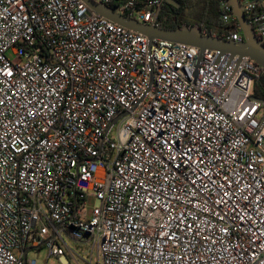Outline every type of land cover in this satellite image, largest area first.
Here are the masks:
<instances>
[{
    "label": "built area",
    "instance_id": "2783aa9c",
    "mask_svg": "<svg viewBox=\"0 0 264 264\" xmlns=\"http://www.w3.org/2000/svg\"><path fill=\"white\" fill-rule=\"evenodd\" d=\"M93 1L144 25L163 2ZM199 54L82 0H0V264H67V239L97 264H264V72Z\"/></svg>",
    "mask_w": 264,
    "mask_h": 264
},
{
    "label": "water",
    "instance_id": "95a60500",
    "mask_svg": "<svg viewBox=\"0 0 264 264\" xmlns=\"http://www.w3.org/2000/svg\"><path fill=\"white\" fill-rule=\"evenodd\" d=\"M82 1L97 15L105 17L106 19L139 34H143L150 41L153 39H163L200 49L198 62L202 60L205 50H217L221 54H228L231 58H234L235 56H238L239 59L248 57L258 64L264 72V44L259 41L254 26L245 17L243 12L244 5L241 0H227V5L231 9V15L236 19L238 28L243 36V41L240 43L225 41L221 37H215L204 33L200 25L189 26L184 24L176 29L162 28L157 24L161 14L162 4L158 7L154 15L153 23L150 25H144L135 19L117 14L113 8L107 5L98 4L93 0ZM162 1L178 6L173 0ZM253 99L264 102L257 97H253ZM122 116L115 119L113 124H116Z\"/></svg>",
    "mask_w": 264,
    "mask_h": 264
},
{
    "label": "trees",
    "instance_id": "16d2710c",
    "mask_svg": "<svg viewBox=\"0 0 264 264\" xmlns=\"http://www.w3.org/2000/svg\"><path fill=\"white\" fill-rule=\"evenodd\" d=\"M112 1L113 3L111 6L115 7V3H119L126 0H112ZM254 1L260 3V8L255 13V16L257 17L261 16L262 14H264V0H254ZM218 4H219V9H218V13L215 16L214 15L211 16L204 7L200 6L199 7L200 11L197 14L196 23L190 24L185 20H181L180 22L174 23L166 27L163 26L162 28L176 29L184 24H187L189 26L200 25L201 27L208 29L207 34L215 37L225 38L226 35L237 30V23L233 22L232 24H225L222 21L223 11L220 7L221 0H218ZM261 23L264 24V20H262ZM254 96L264 101V73L255 83Z\"/></svg>",
    "mask_w": 264,
    "mask_h": 264
},
{
    "label": "rangeland",
    "instance_id": "374dc122",
    "mask_svg": "<svg viewBox=\"0 0 264 264\" xmlns=\"http://www.w3.org/2000/svg\"><path fill=\"white\" fill-rule=\"evenodd\" d=\"M202 7L206 9V11L212 16L218 13L219 4L218 0H201ZM116 127H114L112 135L115 134ZM70 249L75 251L80 257H70L68 254L64 256L66 259L67 264H89L90 259H92L93 264H97L98 257L97 253L94 252L92 257L90 258L91 254L87 247L84 245L79 244L78 242L67 239L66 240ZM27 260H35L36 264H64L62 260L56 257H48V250L46 247H41L40 249H32L27 254Z\"/></svg>",
    "mask_w": 264,
    "mask_h": 264
},
{
    "label": "flooded vegetation",
    "instance_id": "af4514ba",
    "mask_svg": "<svg viewBox=\"0 0 264 264\" xmlns=\"http://www.w3.org/2000/svg\"><path fill=\"white\" fill-rule=\"evenodd\" d=\"M178 6H175L170 3L163 2L160 18L158 20V24L160 27L170 26L174 23L180 22L181 20H185V16L190 13H194V10H197L200 6H202L201 0H173ZM198 7V8H197ZM165 17V20H161V18ZM204 33L208 32V29L203 28Z\"/></svg>",
    "mask_w": 264,
    "mask_h": 264
},
{
    "label": "crops",
    "instance_id": "0c3cea01",
    "mask_svg": "<svg viewBox=\"0 0 264 264\" xmlns=\"http://www.w3.org/2000/svg\"><path fill=\"white\" fill-rule=\"evenodd\" d=\"M195 7V6H194ZM194 7H193V11L194 13H190L189 15H186L185 16V21L190 23V24H194L197 22V14L199 13L200 9L198 8L197 10H194Z\"/></svg>",
    "mask_w": 264,
    "mask_h": 264
}]
</instances>
